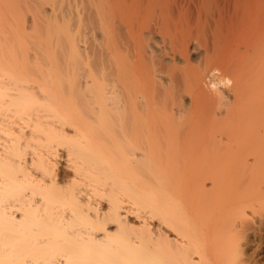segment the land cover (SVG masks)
Masks as SVG:
<instances>
[{"label": "bare ground", "instance_id": "obj_1", "mask_svg": "<svg viewBox=\"0 0 264 264\" xmlns=\"http://www.w3.org/2000/svg\"><path fill=\"white\" fill-rule=\"evenodd\" d=\"M257 241L264 0H0V264H258Z\"/></svg>", "mask_w": 264, "mask_h": 264}, {"label": "rangeland", "instance_id": "obj_2", "mask_svg": "<svg viewBox=\"0 0 264 264\" xmlns=\"http://www.w3.org/2000/svg\"><path fill=\"white\" fill-rule=\"evenodd\" d=\"M252 241H253V239H252ZM258 245H260V242L259 241H257V242H255V243H253V244H251V246L247 249L248 251H246V256L248 257V255H249V257H252L251 259H253V261H255L256 260V262L258 263V264H264V259H261V250H260V248H258Z\"/></svg>", "mask_w": 264, "mask_h": 264}]
</instances>
